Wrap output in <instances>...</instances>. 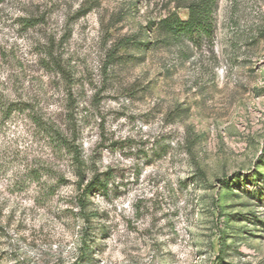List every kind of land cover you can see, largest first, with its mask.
<instances>
[{
    "label": "rangeland",
    "instance_id": "1",
    "mask_svg": "<svg viewBox=\"0 0 264 264\" xmlns=\"http://www.w3.org/2000/svg\"><path fill=\"white\" fill-rule=\"evenodd\" d=\"M190 1H0V264H264V0Z\"/></svg>",
    "mask_w": 264,
    "mask_h": 264
},
{
    "label": "trees",
    "instance_id": "2",
    "mask_svg": "<svg viewBox=\"0 0 264 264\" xmlns=\"http://www.w3.org/2000/svg\"><path fill=\"white\" fill-rule=\"evenodd\" d=\"M214 7L215 0H192L186 5V19H182L177 14L173 13L166 18L161 19L158 24V28L164 36H167V38H185L197 46L201 41H203V39H210L212 36ZM141 45L146 46L147 42H142ZM48 55L51 57L52 53L49 52ZM53 60L54 59H51L49 62L53 69L62 72L59 64L57 62H53ZM47 65L48 62L46 67H48ZM28 106L29 104L23 100L12 99L0 94V108L4 118H9L14 112H22ZM38 122L44 125L41 119L40 121L38 120ZM47 130L51 133L57 149L60 152L63 151L71 156L77 170V176L79 179L78 186L80 187L81 184H83L84 173L82 170L83 162L79 148L75 144L73 138L67 137V135L60 128H54L52 125H49ZM99 176L100 175H95L84 186V189L78 199L81 206L86 205L88 200L87 195L96 187V185L102 189L106 188V183L100 180Z\"/></svg>",
    "mask_w": 264,
    "mask_h": 264
}]
</instances>
